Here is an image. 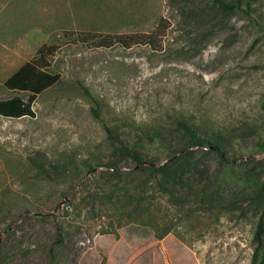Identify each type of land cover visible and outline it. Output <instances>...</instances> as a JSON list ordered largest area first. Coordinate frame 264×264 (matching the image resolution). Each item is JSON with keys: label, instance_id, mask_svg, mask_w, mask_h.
Instances as JSON below:
<instances>
[{"label": "rangeland", "instance_id": "rangeland-1", "mask_svg": "<svg viewBox=\"0 0 264 264\" xmlns=\"http://www.w3.org/2000/svg\"><path fill=\"white\" fill-rule=\"evenodd\" d=\"M240 1L0 0V98L44 44L58 74L33 118L0 117V264H252L264 0ZM162 20L156 49L83 39Z\"/></svg>", "mask_w": 264, "mask_h": 264}, {"label": "trees", "instance_id": "trees-1", "mask_svg": "<svg viewBox=\"0 0 264 264\" xmlns=\"http://www.w3.org/2000/svg\"><path fill=\"white\" fill-rule=\"evenodd\" d=\"M217 5L223 10L237 9L242 4V1L236 0L232 3H226L220 0H214ZM163 20L156 26L155 31L149 33H125L116 35H107L103 33H86L84 34V40L91 41L92 45L96 48H107L112 46H120L123 49H127L136 44H146L156 49L159 46L155 44L157 36L161 34L159 28L162 30ZM53 52L52 47L49 45H42L36 53V56L32 60L24 63L18 70H16L10 77H8L2 86L11 91L22 92V95H12L6 98H0V117L9 119H19L22 117H34V111L32 104L39 93L53 85L57 79L58 74L50 73L46 70L49 67V60L47 56H50ZM96 114V110H93ZM187 140L193 143H208L207 140L200 137L195 129L190 127L184 122L179 123ZM106 132L108 131L105 129ZM212 140H215L216 147H221L222 144L218 143L217 136H212ZM264 147V144L260 145ZM221 155V152H219ZM134 160L141 164L140 157L136 154H132ZM160 172L162 169L157 168ZM164 174V172H163ZM263 235H264V221L263 216L260 215L258 221L255 223V227L252 233V264H264V246H263ZM59 236V235H58ZM57 243H61V237L59 236L56 240ZM157 264H162L158 262Z\"/></svg>", "mask_w": 264, "mask_h": 264}, {"label": "crops", "instance_id": "crops-1", "mask_svg": "<svg viewBox=\"0 0 264 264\" xmlns=\"http://www.w3.org/2000/svg\"><path fill=\"white\" fill-rule=\"evenodd\" d=\"M5 20H6V18H5ZM18 20V19H17ZM13 20L10 18V17H8V21H7V23L5 24V25H7V26H10V25H14L15 23L14 22H12ZM9 22V23H8ZM5 23V22H4ZM18 23V22H17Z\"/></svg>", "mask_w": 264, "mask_h": 264}, {"label": "built area", "instance_id": "built-area-1", "mask_svg": "<svg viewBox=\"0 0 264 264\" xmlns=\"http://www.w3.org/2000/svg\"><path fill=\"white\" fill-rule=\"evenodd\" d=\"M81 244H83V243H81Z\"/></svg>", "mask_w": 264, "mask_h": 264}]
</instances>
